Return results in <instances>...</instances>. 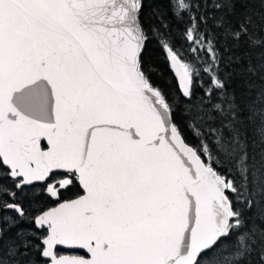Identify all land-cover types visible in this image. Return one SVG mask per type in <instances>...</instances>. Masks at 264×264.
<instances>
[{
  "label": "snow or ice",
  "instance_id": "snow-or-ice-1",
  "mask_svg": "<svg viewBox=\"0 0 264 264\" xmlns=\"http://www.w3.org/2000/svg\"><path fill=\"white\" fill-rule=\"evenodd\" d=\"M169 3L186 48L145 25L144 0H0V264H264V0H212L207 31ZM245 58L238 97L220 66Z\"/></svg>",
  "mask_w": 264,
  "mask_h": 264
},
{
  "label": "trees",
  "instance_id": "trees-1",
  "mask_svg": "<svg viewBox=\"0 0 264 264\" xmlns=\"http://www.w3.org/2000/svg\"><path fill=\"white\" fill-rule=\"evenodd\" d=\"M192 6V15L199 17L201 15L208 16L207 25H201L205 31L212 29L213 16L221 15L220 12H216L212 7V0H186ZM142 19L146 26H158L161 20H164L168 25V31L171 34V38L176 46L187 47L183 38V33L186 27L189 26L188 17L183 19L174 18L171 11V5L169 0H144V11ZM223 51V48H221ZM246 51H249L245 46H241L238 50H234L229 55L242 56ZM260 49L252 51V62L256 63L255 54ZM145 65L150 69L152 74V80L165 93L169 95L171 99L175 101V118L177 124L183 129L184 136L187 142L195 146L198 143L197 138L194 136V129L191 127V117L189 115L188 106L185 105L183 99L180 97L177 87L176 80L172 72L169 71L168 62L165 59V53L160 48L159 44L155 40H151L144 53ZM247 63V59L241 61L240 64L227 65L225 62L221 64V72L227 84V91L229 93L235 91L239 97V93L242 90L241 85L243 80L240 76L242 67ZM204 82H207V77H203ZM203 95L199 87L196 88V101L199 102L200 97ZM80 192L79 187H75L71 192H65L63 199L75 198V195ZM31 197V193L29 194ZM23 199V198H22ZM39 200V206L49 207L52 203L47 197L44 200ZM25 205L30 204V199H23ZM21 228H29L28 224H20Z\"/></svg>",
  "mask_w": 264,
  "mask_h": 264
},
{
  "label": "flooded vegetation",
  "instance_id": "flooded-vegetation-1",
  "mask_svg": "<svg viewBox=\"0 0 264 264\" xmlns=\"http://www.w3.org/2000/svg\"><path fill=\"white\" fill-rule=\"evenodd\" d=\"M41 192H42V186H41L40 184H37V187L35 188V191H34V192H31V191H30L31 196H32V195H35L36 193H41ZM45 197H46L45 195L41 194V195L38 196V199L44 200ZM51 201H52V200H51ZM55 203H56L55 201H52V203H51L50 206H55ZM50 206H49V207H50ZM47 207H48V206H47ZM61 251L66 252V251H64V250H61Z\"/></svg>",
  "mask_w": 264,
  "mask_h": 264
},
{
  "label": "water",
  "instance_id": "water-1",
  "mask_svg": "<svg viewBox=\"0 0 264 264\" xmlns=\"http://www.w3.org/2000/svg\"><path fill=\"white\" fill-rule=\"evenodd\" d=\"M39 184V183H38ZM62 250H64V251H68V250H65V249H62Z\"/></svg>",
  "mask_w": 264,
  "mask_h": 264
}]
</instances>
